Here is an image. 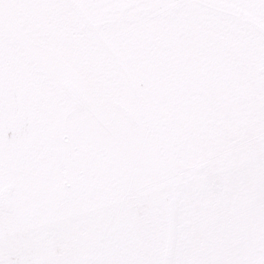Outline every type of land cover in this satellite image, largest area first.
<instances>
[{"label":"snow or ice","instance_id":"6c2138e0","mask_svg":"<svg viewBox=\"0 0 264 264\" xmlns=\"http://www.w3.org/2000/svg\"><path fill=\"white\" fill-rule=\"evenodd\" d=\"M0 264H264V0H0Z\"/></svg>","mask_w":264,"mask_h":264}]
</instances>
